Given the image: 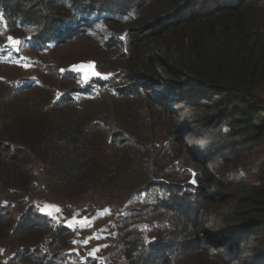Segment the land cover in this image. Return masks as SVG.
Instances as JSON below:
<instances>
[{"label":"trees","instance_id":"1","mask_svg":"<svg viewBox=\"0 0 264 264\" xmlns=\"http://www.w3.org/2000/svg\"><path fill=\"white\" fill-rule=\"evenodd\" d=\"M0 14V36H20L37 62L85 39L75 63L108 72L84 83L48 61L61 89L25 78L0 95L8 264H264V171L254 182L218 179L230 163L247 165L240 154L264 153V0H0ZM40 86L51 95L44 102L33 93ZM204 119L229 142L208 147L213 140L195 132ZM130 190L140 205L116 218L100 259L72 251L61 218L28 203L44 193L77 210ZM212 205L225 228L201 239L199 219Z\"/></svg>","mask_w":264,"mask_h":264},{"label":"rangeland","instance_id":"2","mask_svg":"<svg viewBox=\"0 0 264 264\" xmlns=\"http://www.w3.org/2000/svg\"><path fill=\"white\" fill-rule=\"evenodd\" d=\"M3 34L4 35L0 36V95L7 96V88H10L11 86H7L6 84H13L15 81L25 78H29L31 83L36 82V80L44 81L47 84H50L49 87L55 86L56 88L61 89V83H59L58 79H55V75L53 73L55 70H50L49 68L46 70L47 67L45 66V63L47 64L48 61L53 62L54 64H56V66L70 68L72 71L74 70L75 72L79 73V76L84 83H86L91 78L107 79L108 77V72L99 70L93 61L75 63L88 52L89 44H87L88 42L85 39H80L78 41L74 40L71 41L73 43H68L59 47L54 52H52V54L43 56L46 62H44L41 58V61L44 62L41 63L40 61L37 62L36 59L31 57V53H29L28 51L22 52L18 47L19 44L11 46V49L8 50L4 46V44L1 43L7 41L8 37H13L20 42H22V38L10 33ZM15 53H20V55ZM162 80L163 82L165 81L164 78H162ZM163 82H159L158 84L162 85L164 84ZM158 84L156 83V85ZM47 88L40 86L36 87L34 89L35 91L32 90L34 91L33 93L35 94V99L41 100L42 102L48 100L51 95L48 92L49 89ZM19 96H23V94ZM26 98H28L27 95L23 96L22 99L20 97H17L16 99L17 101L23 100L22 102H24V99ZM186 122L188 125L190 124L189 119H187ZM208 122V120L204 119L196 126L198 130H195L196 135L206 136L213 140L212 142L210 141V143H208L209 139L207 140L208 147L212 146L215 142L219 143L220 145H225V142H229L227 138H224L225 142H222L219 134L216 133L212 125L210 126ZM195 141L198 144L199 149L203 148L202 143L201 141H199V139H195ZM218 146L219 145H217L215 149H218ZM261 147L262 146L256 149H249L247 152H245L244 155L240 154L238 158L240 159V161L247 162V165H245L244 168L232 167V163H230L225 168V174L223 175V177L218 179L221 182H226L228 180L237 181L238 179H242L245 175L244 178L248 179V181H256L258 171H264V153H262L263 149ZM206 153L210 154L207 155V159H209L210 156L213 157L215 155L213 152ZM228 156L232 158L235 157L236 159V156L233 153L228 154ZM132 194L134 193L130 190L128 192L120 194L116 200H113L111 202L105 201L103 199L96 200L94 198H89L86 200L85 204L77 210H72V208L66 209L65 204L59 198L44 193L31 195L28 199V203L30 204L31 202L35 206L37 211L41 214H45V212L41 211V209L44 208L45 205L54 206L49 208L47 210L48 214L45 215H48L54 219L61 218V221L68 227V221L72 220L73 217H75L77 220L88 217L90 226L81 227L79 223H76L73 225V227H69L71 229L73 237L71 249L72 251L82 255V257L84 255H88L93 259H100L103 254L108 251L110 243L116 240V237L114 235L116 234V218L119 221L124 215L127 214L128 216V212H130L131 210L134 216L136 208H138V206L140 205H132V200L133 202L135 200H139L136 197L132 198ZM217 209L218 208H214V205H212V207L206 208V211L204 209V213H202V217L199 219L198 231L200 232L199 237L201 239L205 238V235H207L208 233H220L223 231V228H225V223H223L222 221L219 222L217 217H215V211H217ZM129 215L132 216L131 214ZM144 221L145 220L143 219V217L139 216L137 219L138 223L134 225L135 227L139 228L141 232L146 229L143 224ZM89 237L92 238L89 239ZM85 240H87L88 242L84 243ZM8 245L9 247L5 248L6 252L0 254V264H8V260H5V258L12 252H14V243L11 242ZM162 245H164V243H162ZM223 254L228 253L224 252Z\"/></svg>","mask_w":264,"mask_h":264},{"label":"snow or ice","instance_id":"3","mask_svg":"<svg viewBox=\"0 0 264 264\" xmlns=\"http://www.w3.org/2000/svg\"><path fill=\"white\" fill-rule=\"evenodd\" d=\"M0 19H2V14H0ZM8 40L11 42L12 45H18L20 43V41L16 40L13 37H8ZM7 47V45L5 46ZM54 207V206H50V205H45L44 208L41 209L42 212H45V214H48V209ZM79 223L81 227H88L90 226V221L88 217H84L80 220H77L75 217H73L72 220L68 221L69 227H73L74 224ZM92 237H89V239H91ZM88 241L85 240L84 243H87Z\"/></svg>","mask_w":264,"mask_h":264}]
</instances>
